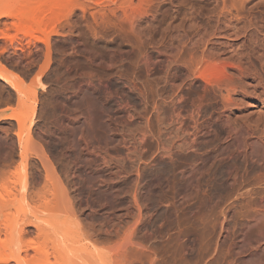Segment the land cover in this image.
Listing matches in <instances>:
<instances>
[{"label": "rangeland", "instance_id": "1", "mask_svg": "<svg viewBox=\"0 0 264 264\" xmlns=\"http://www.w3.org/2000/svg\"><path fill=\"white\" fill-rule=\"evenodd\" d=\"M113 8V0H0V66L21 81V89L16 91L0 79V112L13 114L11 119L0 120V152L14 155L17 164L19 145L28 142L37 148H33L35 152L41 148L58 171L75 169L80 178L72 196L75 204L82 201V207L77 205L83 213L80 220L83 226L87 222L91 237L115 239L132 230L135 238L142 237L148 244L160 242L161 247L162 242L179 236L187 244L186 264L197 260L227 264L232 259L234 264H257L258 255L249 258L257 241L255 230L241 238L240 220L238 226L234 220L228 224L227 230L235 229L219 241L216 254L211 253L219 231L217 206L225 200L227 188L222 190L224 200L214 199L205 187L209 180L205 175L201 191L191 194L185 205L176 170L182 161L177 144L180 133L166 119L170 91L166 73L163 66L140 62L142 53L149 54V45L136 39ZM184 85L188 88V83ZM5 144H10V151H3ZM169 148L172 168L166 156ZM209 149L203 147L201 153L207 155ZM29 159L34 162L29 160L27 169L32 163L38 165L35 155ZM205 159L210 165L212 160ZM105 190L112 195L104 194ZM131 194L136 200L132 201ZM96 199L103 200L102 207ZM173 249H165L167 256L175 253Z\"/></svg>", "mask_w": 264, "mask_h": 264}, {"label": "bare ground", "instance_id": "2", "mask_svg": "<svg viewBox=\"0 0 264 264\" xmlns=\"http://www.w3.org/2000/svg\"><path fill=\"white\" fill-rule=\"evenodd\" d=\"M113 4L111 11L120 15L139 42L149 45V54L142 53L140 62L163 66L166 73L170 86L166 119L180 133L177 144L182 161L176 170L185 205L191 194L201 191L205 175L209 177L205 187L214 199L224 200L222 190L227 188L225 200L216 203L219 231L211 253L216 254L219 241L233 231L234 227L227 230L228 224L234 220L238 226L240 220L241 234L254 229L257 236L255 241L253 235L252 250L248 234L249 258L258 255L255 262L264 264V0H113ZM0 79L16 91L21 89L19 77L1 66ZM11 118L12 112L0 113V120ZM29 144L19 145V165L14 155L0 152V264H186L187 244L179 236L162 242L161 247L160 242L153 244L151 236L148 244L147 236L137 239L125 228L115 239L91 237L87 222L85 227L80 220L83 213L77 205L82 207V201L75 204L72 196L79 175L71 167L64 172L59 169L60 174L41 148L35 152L37 148ZM203 147L210 148L207 155L201 153ZM31 155L40 166L32 163L29 170V160L34 162ZM166 156L174 167L170 148ZM205 156L212 160L210 165ZM87 202L84 205L89 207ZM170 244L176 251L167 256Z\"/></svg>", "mask_w": 264, "mask_h": 264}, {"label": "crops", "instance_id": "3", "mask_svg": "<svg viewBox=\"0 0 264 264\" xmlns=\"http://www.w3.org/2000/svg\"><path fill=\"white\" fill-rule=\"evenodd\" d=\"M4 112H6V111H4ZM0 113H2V112H0Z\"/></svg>", "mask_w": 264, "mask_h": 264}]
</instances>
